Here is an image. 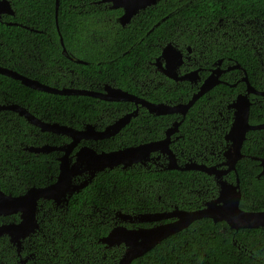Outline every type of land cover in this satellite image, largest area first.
<instances>
[{
    "label": "trees",
    "instance_id": "1",
    "mask_svg": "<svg viewBox=\"0 0 264 264\" xmlns=\"http://www.w3.org/2000/svg\"><path fill=\"white\" fill-rule=\"evenodd\" d=\"M11 1L15 16L4 19L6 22H16L21 26H7L3 19L0 21L1 67L15 69L28 77L39 78V75L36 77L30 74L29 66H26L33 58L32 43L50 52L59 49L57 46H59L60 35L65 48L88 63L87 65H71L81 72V76L93 75L101 66H105L111 72L110 75L118 87L132 88L129 71L125 68L133 62L132 60L137 56L134 54L137 50L131 49L125 54V60L120 61L123 57L118 51L125 52L133 43L125 38V32L120 31L124 37L121 46L118 43L115 44V41L119 42V38H114L111 39L110 46L106 44L97 46L96 49L100 52L93 47L94 40L99 42V37H94L95 34L105 39L103 34L115 33L113 29L110 30V27L114 24L116 11L107 12L111 21L103 20L106 14L101 13L97 6L89 5L87 0H58L57 17H55V0ZM186 1L169 0L167 2H174L177 8H180L174 15L175 18L180 14L190 13L191 8H181V3ZM198 1H200L196 4L198 10H203L207 5L205 10L219 8L217 0ZM220 1L233 4L241 12L259 13L264 10V0ZM164 8L165 2L159 1L157 9L165 10ZM151 17L150 21L144 23L143 32L161 16L152 10ZM24 26L32 27L39 32L29 31ZM164 26L162 23L151 34L157 35ZM116 28L118 30V25ZM176 33L179 34L178 31ZM97 42H95L96 45H98ZM165 43L161 42L160 45L163 46ZM228 49L232 53L229 55L246 68L248 77L251 79L249 71L255 63L250 59L243 62L241 59L243 51L239 49L234 51L230 47ZM113 50H117V53H113ZM142 50L147 51V49ZM150 52L149 55L144 53L141 58L149 61L158 54L152 49ZM103 59L113 61L103 65L100 62ZM97 61L100 63L98 64ZM19 62L21 64L15 67V63ZM233 79H236V75H231L226 80L231 83ZM154 85L156 89L149 87L153 92L148 94V99L152 102L185 99L180 86H176L177 88L167 93L161 86ZM241 90V84L232 89L225 84H220L193 105L180 126L181 137L174 140L171 145L180 163L192 160L211 166L223 160V152L226 149L224 133L230 123V116L226 118L228 113L225 107ZM222 92L225 93L222 97L224 101L220 102ZM7 101L21 105L36 104L37 112H48L55 121L76 128H79L82 123L90 122L93 114L89 97H64L35 91L25 87L19 81L0 74V104ZM220 111L223 113L222 116H219ZM258 113L257 108H251V123L261 121L257 118ZM262 113L264 114V110ZM159 120L161 122L159 128L154 130L137 128L136 136L128 134L124 140L125 144L131 145L134 140L139 141L142 138L162 139L166 127L173 121V116H162ZM28 128L32 129L22 118L9 112H0V190L13 196L25 193L32 186L41 187L49 184V177L57 172L55 162L49 163V168H46L45 156L30 155L21 150L25 145H35L34 138L29 135L24 136V133L28 134ZM34 130L36 132V129ZM246 136L242 147L244 157L236 165L241 190L240 208L261 211L264 210V175L257 178L260 167L251 157L264 158V130L250 131ZM226 178L234 181L236 175L230 173ZM190 194L195 198L189 200L192 204L188 206L186 202ZM216 195L217 187L214 180L201 172L114 169L99 174L86 189L72 196L67 207L62 210L45 203L38 214L39 228L35 234L24 241L23 245H31L29 251L35 253L37 264H58L57 260L60 258L70 261H75L78 257L85 259L89 257L88 245H100L97 241L112 227L113 219L111 218L116 211L143 213L158 211L161 207L168 209L175 204L182 208L195 209L202 202ZM151 196L155 197L153 201ZM157 197H160V203L156 202ZM17 221V215L0 217V223ZM10 245L6 237L0 238V264H17L15 263L17 257ZM78 245H84L82 248L85 249H77ZM43 258L49 260L44 263ZM64 262L67 263V261ZM132 264H264V229H245L235 232L223 223L214 225L211 220L202 219L163 240L142 257L134 260Z\"/></svg>",
    "mask_w": 264,
    "mask_h": 264
},
{
    "label": "flooded vegetation",
    "instance_id": "2",
    "mask_svg": "<svg viewBox=\"0 0 264 264\" xmlns=\"http://www.w3.org/2000/svg\"><path fill=\"white\" fill-rule=\"evenodd\" d=\"M8 1L10 3L13 14H1L0 21L3 19V22L7 26H11V25L21 26L20 24L16 22H11V21L6 22L5 21L4 19L5 17L14 18L15 16V10L12 6V1L11 0H8ZM87 1L89 5L97 6L98 9L101 11V13L106 14V16H103L101 14L103 16V20L106 19V20L111 21V19H109L107 16V12L116 11V16L114 17V24L113 26L110 27V30L113 29L115 33L114 34H111V33L103 34L105 36V39H101L102 37L100 35L95 34L94 37L96 36L99 37V42L95 40L93 41V47H95L94 49L96 51L100 52L98 49H96L97 46L99 45L106 44L107 46H110L111 39H114V38H119V42L115 41V44L118 43L121 46L123 44L124 37H122L123 35L120 33V31L125 32V35H124L125 38L133 42L132 45H130L129 48L125 52L120 53L118 51L120 56L123 57L120 61H123L125 60V57H126L125 54L129 53L131 49L136 48L137 50L134 53L137 56L135 57L134 60H132L133 62L129 63L125 68V69H128L129 71L128 75L130 78V83H132V88L124 89V88L118 87L114 83L115 80L110 75L111 72L107 70V67L105 66H101L100 69L97 70V73L93 75L81 76V72L77 70L75 67H72L71 65L72 64L87 65L88 63L83 61L81 58H78L77 56L73 55V52L71 53L69 50H67L65 48L63 39L60 35H59V42H58L59 46H57L59 47V49H56L50 52L44 50L40 45L37 44L35 46V44L32 43L33 58L30 55V57L32 58L31 62L28 63L29 65L26 64V66H29L30 74L35 75L36 77L39 75V78L25 76L21 74L20 72L16 71L15 69H10V70L17 72L18 74L25 76L28 79L37 81L41 84L54 87L57 89H61V88L85 89V90H89L95 93L104 94L107 96L108 89L118 88L124 92H127L129 95L133 96L134 98L138 99V102H134L135 101L134 99L132 101H108V100L101 99L99 97H93V96L69 95V96H75V97L91 98L90 106L93 110L92 119L90 120V122L82 123L79 128L73 127L72 125L61 124L60 122L55 121L54 119H52V115H50V113L48 112L46 113L37 112L36 104L32 105L31 103H28L25 105H21L15 102L7 101V103L0 104V109L1 107H4V106L6 107L12 104H16V105H19L25 108L33 116H35L37 119L41 120L44 123H50V124L57 123L60 125H67L79 131L84 130L85 126L91 125L93 127L94 132H101L106 127L113 125L114 123L119 122L120 120L127 119V122L123 125V127L120 128V130L113 136H110L105 139H98V140L81 139L76 145V147L69 154V157L72 159H74L75 152L80 147H83V146L90 147L97 153H104V152L109 153V152H114L117 150L125 149L128 147H135V146L147 144L150 142L160 141L165 138L166 130L170 128L174 122H177L179 123L178 130L173 135H171L169 148L174 154L176 158V162L179 167H184V165L189 164V163L204 164V163H198L192 160L186 161L184 163H180L181 161L178 159L176 153L174 152L175 150L171 149V145L174 140H177L179 137H181V135L179 134L180 126L182 125L183 121H185L187 114L189 110L193 107V105L196 102H198L202 97H204L206 94L210 93V91H212L215 87H217L220 84H225L228 88H231V89L235 88L238 84L242 85V90L238 92L236 95H234V97L230 100L229 103L226 104V107H225L228 113L226 118H229L230 116V123H229V126L226 132L224 133V140H225V136L230 131V128L233 122V117H234V109L231 107V104L235 101L238 95L246 94L247 86H250L251 88H253L255 91L258 92L257 94L249 93L247 95L249 99V103H250L249 114H248V125L249 126L264 125V114L262 113V110H264V95H263L264 94V10H261L259 13L258 12L254 13V11L241 12L239 11L238 8L233 6V4L231 5V3L228 4L227 2H223L220 0H217L218 6H219L218 9L212 8L211 10H209V8H207L205 10V8L208 7L207 5L206 7H204L203 10H198L196 4L200 1L187 0L184 3H181L182 5L181 8L182 7L191 8L190 13L186 15L180 14L179 17L175 18L174 15L179 11L180 8L179 7L177 8L174 2L167 3L169 0H158L155 5L148 6L144 9H139L135 14H133L130 17V19L126 23H121L120 19L125 14V11L122 7H117L115 9H112L111 8L112 4L108 2H102L101 0H87ZM159 1L165 2V8H164L165 10L157 9V4L159 3ZM152 10H155V12L159 13L161 17L156 19L143 32V30L145 29L144 23L152 19L151 17ZM162 23L165 25L164 28L161 31H158L157 35L151 34ZM116 25H118L119 27L118 30L116 28ZM56 27L58 29L57 23H56ZM24 28L29 31L39 32L32 27L24 26ZM177 31L179 34L176 33ZM137 36H138V40L136 41ZM187 39L189 41H187ZM95 42H97L98 45H96ZM161 42H166V43L163 46H161L160 45ZM167 44L173 45L177 49V51L180 52L182 56V59H181L182 64L176 69L175 74L171 73L175 78L170 77L165 74V71L171 70V66H167L163 58H160L159 60L160 64H155L161 55L162 49ZM228 47L232 48V50L239 49V51L240 50L241 52L243 51L244 54H242L243 56H241V59L243 62L249 61L250 59V61L255 63V66L254 67L252 66L249 71V73L251 74V79H249L248 77V71L246 70V68L240 62H238L235 58L229 55V53L231 52H229ZM142 49H147V51L144 52ZM150 49L154 50L158 54L156 56H153V58H150L149 61L141 58L143 57L142 55L144 53H146L147 55L151 54ZM112 52L117 53V50H113ZM112 61H113L112 59H108V60L103 59L100 62L103 65H106L107 63L112 62ZM114 61H118V60H114ZM100 62H98V64ZM38 63L40 64L38 65ZM17 64H21V62L15 63V67L17 66ZM55 68H56V71H54ZM217 71L220 73L218 76V80L220 82L217 85H214L208 91H206L200 97H198L194 101V103L188 108L185 114H182L179 112V110H177V112H174L172 114L154 115V114H151L148 111V109L140 103V102L145 101V102L152 103V104H166L170 107L186 105L200 91V88L204 85V82L208 78V76H210L213 73H216ZM231 75H236V79L235 80L233 79V81L229 83L226 79H229ZM184 76H186L187 79L181 80V78ZM154 84L161 86V88H163L167 93H170L172 89L177 88L176 86H180V90L181 92H183L182 96H184L185 99H180V101L172 99V100H166V101H156V102L153 101L152 102L148 99V94L150 92H153L151 88L156 89V86ZM81 85H87L88 87L87 88L80 87ZM149 87L151 88L149 89ZM29 89H32V88H29ZM133 90L135 92H132ZM51 95H56V94H51ZM224 95L225 93L222 92L220 102L224 101L222 98L224 97ZM56 96H61V95H56ZM252 107L257 108V110L259 111V113L257 114V118L261 120L260 122L251 123L250 110ZM1 111L9 112V113H12L18 116L17 113L10 111V110L1 109L0 112ZM142 112H146L147 114H143ZM222 114L223 113L220 111L219 116H222ZM162 116H173V121L166 127L164 131V137L162 139L145 140L144 138H142L139 141L134 140L131 145L125 144L124 140L126 139L128 134L133 135V137L136 136L135 130L137 128L148 129V130H154V129L159 128L161 126L159 117H162ZM18 117L22 118L26 124L32 127V129L28 128V134L24 133V136L29 135L31 138L35 139L34 140L35 145H29V146L25 145L21 150L24 153H28L30 155L45 156L46 158L44 160V164L46 165V168H49V165H48L49 163L55 162L57 164L56 174L54 176L51 175L49 177L50 183L45 185V186H48L54 183L57 179V176L59 174V158L63 156L64 152L58 151V150H49L47 153L36 154L33 152H29L27 148L41 147L45 145L50 146L52 148L64 147L71 142V139L67 136L55 134L52 132H47V131L42 132L38 127L28 123L23 117L21 116H18ZM34 129H36V132ZM262 130L264 129L249 130L248 132L262 131ZM248 132H246V135ZM246 135H245V140L247 137ZM243 144H242V147H243ZM227 145L228 143L226 142V148H227ZM241 152H242V149H241ZM21 157H23V155H21ZM255 158H260V159H264V158L254 157V156L251 157L252 160L258 162V165L260 167V172H261L262 168L260 166V162L258 160H255ZM223 161H224V157L220 163H222ZM218 164H215V165H218ZM166 166H167L166 155L160 154L159 152H151L148 160H144L141 163L133 164L132 166L127 167L126 169H123L122 166H118L113 169H106L104 171L96 173L94 177L90 181H88V184L84 188H82L77 193L75 192L72 196L79 194L81 191L86 189L90 184H92L94 180H96V177L99 174L107 173L109 171H113L114 169H120V170L125 171L128 169L134 168V169L144 170L147 172L159 171L161 169L166 170V171H179V172L195 171V170H187V171L168 170ZM196 172H200V171H196ZM260 172L257 175V178H260L261 176L264 175V174L260 175ZM230 173H234L237 178L236 168H235V172H230ZM229 174H227L224 177V179L230 183H235L236 178L234 181H229L226 178ZM207 176L212 177L209 175ZM212 179L214 180L213 177ZM87 180H88V175L84 173L82 175H79L73 178V184L80 185L81 183ZM214 183H215V180H214ZM41 187H44V186H41ZM239 189H240V185H239ZM217 195H218V187H217ZM217 195L210 200L215 199ZM197 196L203 197L201 195H197ZM70 198H68L66 202H57V203L52 200L40 201L38 204V209L36 213L38 228H39V215L38 214L40 210L42 209V206L45 203H49L55 209L62 210L63 208L67 207ZM154 198L155 197L153 196L152 201ZM194 198H195L194 195L190 194L188 196V202H186L188 206H191L192 204V202H190L189 200H193ZM160 200H161L160 197L156 198V202L160 203L161 202ZM210 200L202 202L195 209H186V208L180 207L178 204H175V205L170 206V208L168 209H162L163 207H161L158 209V211H149V212H143V213L170 212V211H175V210H184L187 212L196 211V210L202 209L205 203ZM239 207H240V202H239ZM243 211L259 212V211H249V210H243ZM261 211H264V210H261ZM143 213H134L133 211L131 212L116 211L111 218L113 219V225L109 229V231L113 227H116V226H124L128 229H135V228H140V227L149 228V227L154 226L155 224L168 223V222H172L175 220V218H172L169 220H162L159 222L137 224V223L124 222L119 218L120 215L137 216ZM203 219L211 220L209 218H203ZM211 222L214 225L218 223H223L226 225L228 229H230L229 226L223 221L214 223L211 220ZM0 224H3V223H0ZM230 230L235 231L233 229H230ZM239 230H245V229H239ZM3 237H6V236H3ZM100 239L97 241L100 245H88L89 257H85V259L78 257V259L75 261L73 260L70 261L69 259L60 258L57 260V263L58 264H71L73 262L76 264H82V263L118 264L125 250L124 245L123 244L105 245L100 242ZM24 241L22 242V245L20 246L19 249L17 248L16 245H12V244L10 245V247L13 248L14 250L15 256L17 257V260H15V263L21 264V261H24L23 264H37L35 253L29 251L31 245H23ZM82 246L84 245H78L77 249L82 248ZM69 247L71 248V246ZM82 249H85V248L83 247ZM47 260L49 259L43 258L42 262L46 263ZM64 261H67V263H65Z\"/></svg>",
    "mask_w": 264,
    "mask_h": 264
},
{
    "label": "water",
    "instance_id": "3",
    "mask_svg": "<svg viewBox=\"0 0 264 264\" xmlns=\"http://www.w3.org/2000/svg\"><path fill=\"white\" fill-rule=\"evenodd\" d=\"M101 1L111 3L112 9L122 7L125 14L120 21L121 23H126L139 9L155 5L158 0ZM57 9L58 0H55V17H57ZM1 14H13L8 0H0V15ZM160 58L164 59L167 66H171V70L165 71V74L175 78L171 73L175 74L176 69L182 64L180 52L177 51L173 45L167 44L162 49L161 55L155 64H160ZM0 74L19 81L26 87L49 94L61 96H93L108 101H132L134 99V102H138V99L118 88L108 89L106 96L85 89H57L28 79L4 67H0ZM219 74L220 73L217 71L208 76L204 85L200 88V91L186 105L170 107L166 104H152L145 101L140 103L154 115L172 114L177 112V110L185 114L198 97L220 82L218 80ZM183 79H187L186 76L181 78V80ZM249 93L257 94L258 92L250 86H247L246 94L238 95L231 104V107L234 109V117L230 131L225 136L228 145L223 154L224 161L218 165L212 166L197 163H189L184 165V167L178 166L176 158L169 148L170 137L178 130L179 123L177 122H174L173 125L166 130L165 138L160 141L128 147L109 153H97L90 147L83 146L75 152L74 159H72L69 157V154L81 139L98 140L113 136L123 127L127 119L120 120L106 127L101 132H94L91 125H87L84 130L79 131L67 125L44 123L25 108L16 104L1 107L2 110H10L17 113L18 116L23 117L28 123L38 127L42 132L47 131L67 136L71 139V142L64 147L58 148H52L47 145L27 148L29 152L36 154L47 153L49 150L64 152L63 156L59 158V174L54 183L44 187L32 186L21 195L13 196L0 190V217L18 216V222L0 224V237L6 236L9 243L16 245L19 249L22 242L33 235L38 229L36 213L40 201L52 200L56 203L66 202L75 192L77 193L84 188L96 173L118 166H122L123 169H126L133 164L148 160L151 152H159L160 154L166 155V168L168 170H195L212 176L218 187V195L215 199L206 202L202 209L196 211L187 212L184 210H175L170 212L143 213L137 216L120 215L119 218L122 221L137 224L159 222L172 218H175V220L168 223L155 224L149 228L140 227L128 229L124 226L113 227L105 237L100 239V242L105 245H124L125 250L118 264H131L133 260L142 257L163 240L187 229L193 222L203 218H209L214 223L223 221L230 229L235 231L239 229H264V211L245 212L241 210L239 207L241 191L239 189L238 179L236 178L235 183H230L224 179L230 172H235L236 164L243 158L241 149L246 132L249 130L264 129V125H248L250 103L247 95ZM255 160L260 162L262 168L260 175H263L264 159L255 158ZM84 173L88 175V180L80 185H74L73 178ZM23 263L24 261H21V264Z\"/></svg>",
    "mask_w": 264,
    "mask_h": 264
}]
</instances>
